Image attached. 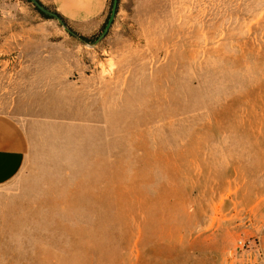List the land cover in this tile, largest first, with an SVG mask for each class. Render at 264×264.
<instances>
[{"label": "rangeland", "instance_id": "rangeland-1", "mask_svg": "<svg viewBox=\"0 0 264 264\" xmlns=\"http://www.w3.org/2000/svg\"><path fill=\"white\" fill-rule=\"evenodd\" d=\"M112 5L72 35L0 0V120L24 131L0 143L27 154L0 264H227L264 237V0H119L102 37Z\"/></svg>", "mask_w": 264, "mask_h": 264}, {"label": "crops", "instance_id": "crops-1", "mask_svg": "<svg viewBox=\"0 0 264 264\" xmlns=\"http://www.w3.org/2000/svg\"><path fill=\"white\" fill-rule=\"evenodd\" d=\"M110 0H49L51 7L73 26L102 25ZM19 127L0 120V134H24ZM26 145L23 139L10 145L0 143V187L13 181L24 169ZM227 264H264V237L255 247L242 251Z\"/></svg>", "mask_w": 264, "mask_h": 264}, {"label": "water", "instance_id": "water-1", "mask_svg": "<svg viewBox=\"0 0 264 264\" xmlns=\"http://www.w3.org/2000/svg\"><path fill=\"white\" fill-rule=\"evenodd\" d=\"M29 1L32 4H34L42 13H44V14L54 18L55 20H57L70 34L75 35L74 32L68 28L66 23L59 17L58 14H56V13L52 12L50 9L46 8L38 0H29ZM118 3H119V0H113V5L111 8V14H110V17L106 23L102 37L107 34L108 30L110 29V27L112 26V24L114 22V19H115L116 13H117Z\"/></svg>", "mask_w": 264, "mask_h": 264}, {"label": "trees", "instance_id": "trees-1", "mask_svg": "<svg viewBox=\"0 0 264 264\" xmlns=\"http://www.w3.org/2000/svg\"><path fill=\"white\" fill-rule=\"evenodd\" d=\"M28 2H30L29 0H27ZM39 1V0H38ZM40 2V1H39ZM31 3V2H30ZM41 3V2H40ZM42 4V3H41ZM34 5V4H33ZM43 5V4H42ZM35 6V5H34ZM36 7V6H35ZM46 7V6H45ZM46 8H48V7H46ZM49 9V8H48ZM36 10L42 15V16H44V17H46V18H49V19H54V18H52V17H50V16H48V15H46V14H44V13H42L37 7H36ZM52 12H54V13H56V14H58L59 15V17L66 23V25L68 26V22H67V20L65 19V18H63L56 10H54L53 8H51L50 9ZM109 17H110V11L108 12V15H107V19H106V23H107V21H108V19H109ZM106 25V24H105Z\"/></svg>", "mask_w": 264, "mask_h": 264}, {"label": "built area", "instance_id": "built-area-1", "mask_svg": "<svg viewBox=\"0 0 264 264\" xmlns=\"http://www.w3.org/2000/svg\"><path fill=\"white\" fill-rule=\"evenodd\" d=\"M240 246L242 248H250L252 246V242H240Z\"/></svg>", "mask_w": 264, "mask_h": 264}]
</instances>
